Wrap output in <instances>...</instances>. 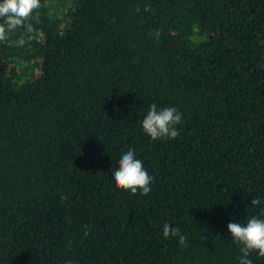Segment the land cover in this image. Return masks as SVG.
Segmentation results:
<instances>
[{"label": "trees", "instance_id": "obj_1", "mask_svg": "<svg viewBox=\"0 0 264 264\" xmlns=\"http://www.w3.org/2000/svg\"><path fill=\"white\" fill-rule=\"evenodd\" d=\"M37 12L0 40V264H239L228 223L264 219V0ZM153 103L176 139L144 133ZM130 148L147 195L112 179Z\"/></svg>", "mask_w": 264, "mask_h": 264}, {"label": "clouds", "instance_id": "obj_2", "mask_svg": "<svg viewBox=\"0 0 264 264\" xmlns=\"http://www.w3.org/2000/svg\"><path fill=\"white\" fill-rule=\"evenodd\" d=\"M41 7V0H0V40L6 39L8 33L24 26L26 21L39 19L37 10ZM148 9L145 8V11ZM37 12L34 17L33 13ZM159 33L157 32V36ZM25 41L20 39L17 44L23 46ZM182 123V114L175 107L157 108L155 103L142 120V129L152 140L176 139L179 136L177 125ZM112 179L117 188L129 191L131 194L147 195L151 191L154 177L149 175L143 161L136 158L135 151L129 149L118 161V169L113 172ZM259 199H252V205H258ZM232 239L240 245L239 264H253L249 256L256 252L264 257V219L252 216L246 224L230 222L227 225ZM165 238L178 237L181 246L187 247V237L180 233L179 228L170 224L163 226Z\"/></svg>", "mask_w": 264, "mask_h": 264}]
</instances>
